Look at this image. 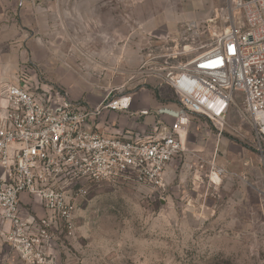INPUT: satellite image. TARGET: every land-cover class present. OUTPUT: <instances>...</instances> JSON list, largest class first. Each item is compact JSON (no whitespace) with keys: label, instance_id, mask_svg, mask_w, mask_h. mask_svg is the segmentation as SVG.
Wrapping results in <instances>:
<instances>
[{"label":"rangeland","instance_id":"1","mask_svg":"<svg viewBox=\"0 0 264 264\" xmlns=\"http://www.w3.org/2000/svg\"><path fill=\"white\" fill-rule=\"evenodd\" d=\"M231 4L0 0V77L16 80L24 72L33 87L54 86L80 101L123 90L148 98L150 111L160 114L180 104L168 85L172 95H160L155 70L210 49L231 25ZM190 22L199 24L191 49L181 40ZM236 101L224 121L191 113L186 150L169 163L165 190L93 185L75 231L53 232L42 261L15 264H264V145ZM218 167L224 173L215 177ZM5 251L0 240V260Z\"/></svg>","mask_w":264,"mask_h":264},{"label":"built area","instance_id":"2","mask_svg":"<svg viewBox=\"0 0 264 264\" xmlns=\"http://www.w3.org/2000/svg\"><path fill=\"white\" fill-rule=\"evenodd\" d=\"M230 12L231 25L212 38L210 49L155 70L180 106L161 108L159 113L171 121H155L148 133L107 135L90 128V120L105 110L128 111L131 94L113 96L110 90L97 105L87 106L60 88L33 87L24 72L16 82L3 84L0 240L6 251L0 264L42 261V249L50 244L53 232L75 231L77 212L93 185L165 190L169 163L186 150L191 113L224 121L241 99V117L264 145V0H232ZM198 36L199 24L190 22L181 40L189 48ZM223 173L219 167L213 172L215 177ZM23 193L32 196L45 214L26 209Z\"/></svg>","mask_w":264,"mask_h":264},{"label":"crops","instance_id":"3","mask_svg":"<svg viewBox=\"0 0 264 264\" xmlns=\"http://www.w3.org/2000/svg\"><path fill=\"white\" fill-rule=\"evenodd\" d=\"M24 3V2H23ZM27 43V36L23 34V44ZM27 51H23V58L27 57ZM17 79H7L5 77H0V90L4 83L8 82H16ZM66 87L69 88V84H65ZM67 94V96L72 99L73 101H80L78 99H75L69 95V93L65 90H63ZM121 94H124L123 90H119L118 92H115L113 96H119ZM132 96L134 93L131 94ZM160 95L162 97H167L172 95V90L166 85H162L160 88ZM166 95V96H164ZM105 96V95H104ZM87 100H81L82 104H85L87 106H95V104L101 102L103 99L101 96H98L97 98L95 94L88 95ZM102 98V99H101ZM154 102L149 101L146 97H140L132 100V106L133 110L129 111H115V110H105L103 115L98 118H92L90 120V128L93 130L100 132L102 134L107 135H116L118 132H124V131H132V132H144L148 133L150 130L149 125L153 124L157 120L166 119L167 117L162 116L161 114H153V112L150 111L151 106H153ZM148 110V115L141 114L142 111ZM151 117H154L153 119ZM21 202L22 205L28 209L29 211H34L38 215H44L45 211L43 208L38 204V202L30 196L28 193H23L21 196Z\"/></svg>","mask_w":264,"mask_h":264}]
</instances>
